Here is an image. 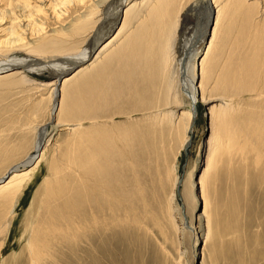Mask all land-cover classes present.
I'll list each match as a JSON object with an SVG mask.
<instances>
[{
  "label": "bare ground",
  "instance_id": "6f19581e",
  "mask_svg": "<svg viewBox=\"0 0 264 264\" xmlns=\"http://www.w3.org/2000/svg\"><path fill=\"white\" fill-rule=\"evenodd\" d=\"M41 1L9 0L4 15L0 13V58H3L0 60V83L8 81V85L28 84L42 90L50 88L51 118L60 112L62 100L69 92L76 93V102L74 111L66 113L65 118L81 117L80 122L98 120L108 116L101 111L108 107V103H112L109 101L115 100L113 102L121 106L119 111L106 110L108 114L113 112L110 120L85 131H79L82 126L79 125L71 139H67L69 141L66 142L59 166L54 168L51 177L37 191L38 199H34L32 245L35 248L28 243L29 262L53 263L57 254L70 251L71 264H144L141 257L144 248L149 245L150 227L160 223L159 215L168 217L171 226L179 233L185 231L188 223L175 205L183 184L178 174H174L170 195H156V183L167 182L152 172L157 160L166 161L157 154L161 141L166 140L160 134L166 132L168 136L176 132L182 136L184 133L182 149H186L200 102L212 104L209 111L213 125L220 116L232 124L237 112L229 104L228 99L231 97L225 94L227 89L264 95V43H259V47L254 49L255 56L252 59L241 56L237 64L224 67L225 71L231 70L233 76L227 78V75H221L217 70L218 60L224 54L233 29L229 21L222 28L226 24L225 17L232 19L244 10L243 25L244 28L248 26L251 32L254 15L251 11L259 7L261 9L264 0H228L229 7L222 3L224 0H106L94 12L91 11V16L98 15V18H86L81 25L88 27L103 25L107 21L112 23L107 39L99 42L101 45L95 53L99 43L86 51L80 61H72L65 56L67 60L49 64H43L41 60L31 63L25 58L10 60L11 48L23 41L26 24L28 21L31 23L36 12L40 13ZM62 1V5L69 3L67 0ZM78 2L84 3L85 0ZM197 9L203 11L202 20L205 14L203 31L198 32L197 39L199 37L202 43L207 41L209 44L204 59L196 66L202 47L195 46L188 50L191 28L186 27L185 16H190ZM229 10H233L230 16ZM157 20H160L159 26L154 25ZM137 22L138 25L134 26ZM195 26L193 31H197ZM18 27L22 31H18ZM253 30L255 34L260 31L256 27ZM98 32L99 28L96 34ZM190 51L192 56L189 55ZM88 59L87 64L66 77L67 72L86 63ZM116 60L118 64H112ZM10 70L13 71L6 75ZM46 71H49V75L53 74L54 81L40 83L30 78V75H41ZM221 72L224 73V70ZM61 76L64 77L58 85ZM214 77L216 87L222 88L224 95L208 96L207 93L212 90L208 87L209 82ZM105 85L111 88L110 92L108 90L109 93L112 91L110 96L103 95L100 90ZM115 115L127 118L114 119ZM159 118L161 120L157 123ZM71 125L59 121L54 127L71 129ZM158 126L162 127L161 131ZM214 129L219 131L216 127ZM217 134L213 131L208 141L209 150L203 162L205 169L202 175L196 182L191 181L192 191L186 190L189 200L203 204V212L199 217L200 220H207V225L210 217L208 178L211 172L216 171L215 163L219 161L217 155L221 146ZM39 135L40 132L34 154L14 167L23 169L33 166L12 173L6 182L0 184V194L4 197L0 199V216L6 212L5 217H9L25 184L36 173L51 140L47 141V130ZM215 158L218 159L216 162ZM193 176L192 173L191 178ZM168 178L165 176L164 179ZM7 205L11 208L6 209ZM164 209L167 212L164 213ZM130 253L139 261L126 262Z\"/></svg>",
  "mask_w": 264,
  "mask_h": 264
},
{
  "label": "rangeland",
  "instance_id": "374dc122",
  "mask_svg": "<svg viewBox=\"0 0 264 264\" xmlns=\"http://www.w3.org/2000/svg\"><path fill=\"white\" fill-rule=\"evenodd\" d=\"M67 1L69 3L66 5H62V0L41 1L39 4L40 13L35 11L34 16L31 14L33 16L31 23L28 21L26 24L23 41L16 43V46L11 48L10 60L25 58L31 63H38L41 60L40 62L43 64L64 61L68 58H71L72 61H80L86 51L97 45L102 39H107L112 28V23L109 21L104 22L103 25L81 27L84 19H91L93 17L91 16L92 12L103 5L106 0H85L84 3H80L78 0ZM8 3L9 0H0V13L2 15L6 12ZM222 3L229 7L228 0H224ZM261 9L259 7L256 11H251L254 14L251 21V32L248 26L244 28L245 25H243L245 24L242 14L244 10L240 11V14L234 15L232 19L225 17L224 22L226 24L223 23L225 26L222 28L226 27L229 21L233 29L224 54L218 60L219 69L217 70L219 74L227 75V78L233 76L231 70L229 72L225 69L237 64V60L241 56L252 59L255 56L254 49L259 47V43L260 45L264 43V6H261ZM232 11L229 10V16L232 15ZM201 12L203 13L202 10L197 9L191 12L190 16H185L186 27L191 28L187 42L190 44L188 50L195 46L202 47V51L196 60V66L201 64L204 59L209 44L207 41L202 43L199 37L197 39L198 32L203 31L202 25L205 23V14L204 20H202ZM97 16H94L93 19L98 18ZM173 17L176 15L173 14ZM159 24L160 20L154 21V25L159 26ZM137 25L138 22L134 24V26ZM194 26L197 31H193L195 30ZM255 27L260 30L256 34L253 30ZM98 28L99 32L96 34ZM38 29H40V34L37 33ZM18 31H22L20 27H18ZM192 37L193 39L190 40ZM118 48L119 45L115 51ZM189 55L192 56L191 51ZM1 59L3 58L1 57ZM88 61L89 59L85 61L86 63L83 62L75 68L84 66ZM112 64H118L117 60L113 61ZM75 68L67 72L66 77L71 76L70 73H73ZM221 70H224V73ZM12 71L10 70L5 74H10ZM49 74V71H46L41 75H30V78L40 83H49L54 81L53 74ZM214 80L215 77L209 82L208 87L209 89L211 87L212 90L211 93L209 91L210 95L207 93L208 96L224 95V90L218 89L219 87H216ZM7 82L0 83V179L15 165L24 162L34 154L39 132L40 137L47 130V141L51 139L44 150L35 175L29 183L25 184L26 187L18 196L12 213L9 214V217H5L6 212L0 216V264H30L28 243L33 246V249L35 248V245H32V228L34 226L33 206L34 199L37 198V191L51 177L54 168L59 166L66 142L71 139L74 131H77V127L82 125L78 130L85 131L89 127L100 126L101 122L108 121L112 117L113 112L108 114L106 110L119 111L121 105L113 102L115 100H111L109 102L112 103H108V107L106 106L107 103L105 104L107 109L103 105L104 109L101 111L107 114V117L80 122L81 117L65 118L66 113L74 111L76 102V93L69 92L62 100L60 112L58 111L56 117L51 118L50 88L42 90L28 84L8 85ZM107 86L105 85L100 90L103 95L108 96L107 94H109L110 96L112 91L109 93L111 88ZM104 90L107 92L109 90V92L105 93ZM225 94L232 98L228 99L229 104L237 112L234 122L231 121L232 124L230 120L220 116L213 125L209 111L212 104L207 105L200 102L190 143L186 149H182L184 133L182 136L177 135L176 132H171L168 136H166V132L160 134L166 140L161 141L160 150H157V154L164 157L166 161L157 160L156 165L153 164L152 166V172L156 177L159 178L160 176L164 182L165 180L167 182L156 183V195L157 197H163L165 194L170 195L172 181L178 174L182 178L183 184L180 187L178 197H176L175 205L179 207L188 223L185 231L179 233L171 226L167 216L165 218L159 215L160 223L150 227L152 235L149 232V245L144 248L141 257L144 264H264V95L259 96L257 92L243 93L229 89L225 91ZM129 117L131 116L129 115ZM120 118L119 115L114 117V119ZM123 118L127 117L122 116L121 119ZM52 119L55 120L54 125L51 124L47 128ZM160 120V118L157 119V123ZM59 121L68 125L72 124L71 126H76V128L54 127ZM215 127L219 131L214 129ZM161 128L158 126L159 131ZM213 131H215V135L219 133V136L216 137H219L218 142L221 146L219 156L217 155L219 161L217 158L214 160L217 161L215 163L217 175L215 172H211L208 178L210 217L207 225V220H200L199 217L203 212V204H200L199 201L189 200L186 196V190L192 191L191 181L196 182L205 169L203 162L207 158L208 141ZM222 137L223 139H221ZM32 166L25 167L20 171ZM172 170H175V173ZM192 173L193 178H191ZM165 176L169 178L164 179ZM195 194L197 193L195 192ZM0 195V199L3 200L4 197L2 194ZM5 207L6 209L11 208L9 205ZM194 207H196L195 210H193ZM165 212L167 211L164 209ZM130 255H127L126 262L138 260L134 254L130 253ZM70 259H72V253L67 251L57 254L56 260L47 264H71Z\"/></svg>",
  "mask_w": 264,
  "mask_h": 264
},
{
  "label": "water",
  "instance_id": "95a60500",
  "mask_svg": "<svg viewBox=\"0 0 264 264\" xmlns=\"http://www.w3.org/2000/svg\"><path fill=\"white\" fill-rule=\"evenodd\" d=\"M212 24H213V21H212L211 25H212ZM100 45H101V44H99L98 46H96V48H95V50H94V53L96 52V50L99 48ZM75 69H76V68H75ZM63 77H64V76H61V77L58 79V85H60V83H61ZM54 121H55V120L52 119L51 123H49V124L47 125V128H49L50 125L54 123ZM19 170H21V167H19V168L16 167V168L11 169L10 172L7 174V176H6L4 179L0 180V184L6 182V181L9 179V177H10V175H11L12 173H14V172H16V171H19Z\"/></svg>",
  "mask_w": 264,
  "mask_h": 264
}]
</instances>
